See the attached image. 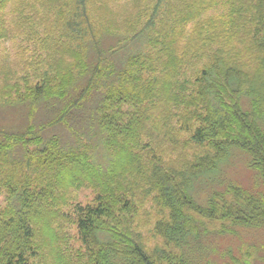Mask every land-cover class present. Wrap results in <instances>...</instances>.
I'll return each mask as SVG.
<instances>
[{"label": "trees", "instance_id": "trees-1", "mask_svg": "<svg viewBox=\"0 0 264 264\" xmlns=\"http://www.w3.org/2000/svg\"><path fill=\"white\" fill-rule=\"evenodd\" d=\"M96 94L105 164L46 137ZM57 103L46 125L0 131V264H202L192 240L264 228V191H193L233 149L264 187V0H0V105ZM85 188L94 201L74 203ZM150 199L154 249L136 223Z\"/></svg>", "mask_w": 264, "mask_h": 264}, {"label": "rangeland", "instance_id": "rangeland-1", "mask_svg": "<svg viewBox=\"0 0 264 264\" xmlns=\"http://www.w3.org/2000/svg\"><path fill=\"white\" fill-rule=\"evenodd\" d=\"M145 40H139L129 44L123 50L113 56L116 61L122 62L129 54L146 49ZM117 44L116 38H104L102 46L104 55H110V46ZM114 48V47H113ZM3 53H9L11 56L15 53L16 48L12 43L2 46ZM78 95V90L73 92V98ZM97 94L91 100L82 105V108L75 110L74 115L54 129H51L46 137L49 138L56 134L61 139L64 147L72 146H89L93 153L95 161L98 164H105L107 161L106 152L102 143V135L99 128L94 123L93 109L96 106ZM243 108H251L248 98L242 99ZM64 103L39 105L33 113L28 106L15 104L0 105V131L20 132L26 129L28 125L34 124L40 126L48 124L55 120ZM264 128V119L262 120ZM182 138H188L185 132L181 133ZM180 138V137H179ZM189 161H193L191 157ZM229 183L240 185L250 192L257 195L264 191L263 185L256 171L250 168V157L247 153L233 149L228 157L221 162L219 169L206 174L196 180L193 185L194 195L202 204H206V198L214 191L223 190ZM74 203L87 205L94 201L95 192L90 188L77 190L73 195ZM4 205V199H0V207ZM68 212L70 209L67 210ZM160 218V214L155 208L153 200H149L144 209L137 218V225L140 226V232L143 236L145 245L149 249H154L162 243V239L153 233L154 224ZM70 234H76L75 230L67 227ZM76 248L80 247L79 243H74ZM191 254L200 259L202 264H242L249 260L254 264H264V228L259 229H239L234 236L220 235L210 233L202 236L199 240L191 241Z\"/></svg>", "mask_w": 264, "mask_h": 264}]
</instances>
